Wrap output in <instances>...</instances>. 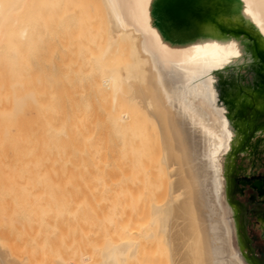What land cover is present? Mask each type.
<instances>
[{
	"label": "bare ground",
	"instance_id": "1",
	"mask_svg": "<svg viewBox=\"0 0 264 264\" xmlns=\"http://www.w3.org/2000/svg\"><path fill=\"white\" fill-rule=\"evenodd\" d=\"M92 2L102 8L104 27L82 25L92 11L83 9ZM51 22L59 26L45 37L41 31L50 32ZM54 53H58L56 67L51 61ZM86 80L91 92L102 101L105 118L101 126L97 122L100 111L96 95L95 101L92 94L85 95L83 89L80 92ZM213 109L219 113V120ZM250 133H264V0H0V228L6 227L0 229V239L11 234L10 249L22 245L23 251L27 244L31 246L15 257L4 246L8 242H3L0 264H72L66 262L68 251L76 250L79 244L71 245V237L68 244L61 232L70 228L75 231L70 224L64 229V218L69 213L77 216L78 207L74 208L75 214L71 210V199L76 196L67 188L68 196L60 191L65 197L59 198L47 182L70 180L76 165L84 169L82 165L93 164L88 167L93 172L98 171L95 166L117 168L108 167L111 171L126 167L135 174L136 167H142L144 173V167L151 163L154 169V162L159 163L161 171L165 166L163 176L168 174L170 178H166V202L157 204L158 200L151 205L153 220L158 224L155 231L142 227L147 224L145 216L149 215L145 212L149 208L142 205L143 212L135 201L145 222L139 215L135 217L136 208L134 212L130 209L131 218L127 217L129 209H120L123 219L126 215L120 227L119 215L115 218L114 214L113 220L109 215L111 222L100 216L118 225L111 227L117 230L112 233L116 238L105 227L113 240L109 237L110 243L104 239L108 245L98 255L101 259L96 256L97 262L90 261L86 252V260L80 263L127 264L138 257L136 264H254L242 250L230 197V160ZM81 169V173L87 170ZM93 172L89 174L95 179L99 174ZM153 172L158 171L150 172L155 176ZM133 174L125 176L131 179ZM112 175L114 178L115 173ZM153 177L154 184L159 183L161 178ZM137 180L141 182L140 177ZM166 180L158 181L163 185ZM129 183L132 192L137 193L136 182ZM112 192V196L120 193ZM129 195L133 202L135 197ZM96 198L98 201L102 194ZM122 198L130 206L129 198L124 200L118 195L119 206L124 205ZM113 200L109 202L112 207ZM126 204L123 209L130 208ZM104 219L99 221L102 228L107 221ZM50 227L62 237L57 234L61 240L52 239V244L56 241L58 246L64 238L67 244L61 246L73 248L56 249L54 243L47 251L35 237L32 244L27 242L32 231L39 234ZM53 227L64 230L57 232ZM49 232H44L45 241L50 239ZM25 235L29 240H24ZM152 238L155 242H150ZM157 238L163 241L164 249L155 246ZM115 239L119 240L112 242ZM103 241L98 243H106ZM147 241L155 248L142 250ZM140 244L144 247L139 250ZM91 247L87 251L92 252ZM53 250H67V254L62 253L67 259L56 257L55 263H49Z\"/></svg>",
	"mask_w": 264,
	"mask_h": 264
},
{
	"label": "rangeland",
	"instance_id": "2",
	"mask_svg": "<svg viewBox=\"0 0 264 264\" xmlns=\"http://www.w3.org/2000/svg\"><path fill=\"white\" fill-rule=\"evenodd\" d=\"M92 8V11H91V13H89V15H86V23L85 24H82L84 27H87V26H101V27H104V25H105V23L103 22V19H104V17H103V13H102V8H100L99 6H98V4L96 3H94V2H92L91 3V6L89 7H85L83 10H90ZM95 11H97L96 13H95ZM62 15V14H61ZM61 15H60V17H61ZM51 19H57V18H51ZM93 24V25H92ZM74 26V25H72V24H69V26ZM58 23H54V22H51L50 23V25H49V29L51 30L50 32H46V31H41V34L43 35V36H45V37H47L48 35H50V34H52V33H54L53 32V30H55L56 29V27L58 28ZM56 31H58V30H56ZM60 33V32H59ZM46 49L48 50V48L46 47ZM57 54V55H56ZM56 59H55V58ZM58 53H54V55H53V58H52V63L53 62H55V60L56 61H58ZM46 61V60H45ZM59 62V61H58ZM54 64V66L56 67L58 64H56V62L55 63H53ZM44 66L46 65V68H49V64L47 63V62H44V64H43ZM48 66V67H47ZM54 66H52V67H54ZM61 72V71H60ZM88 82V80H86V81H83V83H86V85H87V87H86V85L84 84L83 85V87L80 89V92H82L83 90V93L86 95V94H92V96H93V98L95 97V95H96V93H94V92H91V89H90V84H89V82ZM61 83V82H60ZM89 85V86H88ZM83 89V90H82ZM88 90V91H87ZM94 93V94H93ZM76 94V97L77 98H79L80 96H77V92L75 93ZM78 95H79V92H78ZM74 97H75V95H74ZM96 100H95V98H94V100L96 101V102H99V103H97L96 104V107H97V109H98V118H97V122H98V124H99V126H101L102 125V122H103V120H104V111H103V109H102V106H101V100H100V98H99V96L98 95H96ZM68 105V104H67ZM100 105V106H99ZM100 107V108H99ZM213 111H214V113L216 114V117L218 118V120H219V113L216 111V110H214L213 109ZM100 117V118H99ZM101 120V121H100ZM100 122V123H99ZM154 146H157V144H154ZM154 149H156L157 150V147H155ZM251 152V153H250ZM155 163V165L157 166H155V168L153 169V167L154 166H152L151 164H153V163H151V164H149V165H147L146 167H144V169L146 170V169H148L151 173H152V171H158L160 174H161V176L160 175H157V174H159L158 172H157V174L155 173V172H153V174H156L155 176H157V179H158V176L161 178V179H158V180H161V182H162V180L164 179V180H166V178H167V176H168V179L170 180V178H169V175L167 174V176H163V174H165V173H163V171H164V168L166 169V167L164 166H162L163 167V171H161L162 169H160L161 167H160V165H159V163H157V162H154ZM94 166L93 164H89V166ZM81 166V165H80ZM87 166V167H86ZM88 166V164L87 165H82L81 167L82 168H84V169H87V170H85L86 171V173L87 174H89V172H93V171H91V167L90 168H88L89 167ZM107 166V165H106ZM106 166H100L104 171L106 170L107 171V175L109 174L110 175V177H109V175H108V179H110V178H112L113 177V175L112 174H114L115 173V176H114V178H112L114 181L113 182H111L112 181V179H110L111 181L110 182H108L109 180L108 179H106V176L107 175H105V173H106V171H105V173L103 172V170L101 169V168H99V166H95L94 168L96 169V167L98 168V171H94L93 173L95 174V175H98L99 174V176H95L94 174L92 175L93 177L95 176V179L93 178H91V173L89 174L90 176L88 177L85 173H84V176H83V172H85V171H82V173H81V171H79V169H81L79 166H73V168H72V172H73V174H72V176L73 177H71V179L70 180H66L65 178H60V181H55L56 183L57 182H60V183H58V184H56L54 181L53 182H47V184L46 185H48V186H51L52 187V190H53V193L55 192V189L57 190L56 191V193H55V195L57 196V197H59V198H64L65 196H68V194L69 193H67V192H69L68 191V189H70V190H72V192L70 191V193H72L74 196H76L75 197V199H76V203L78 204L77 206H75L76 204H74L73 203V201L75 200V199H71V204H72V207H73V209H72V207H71V210H74V208H80V209H84V210H86L85 212H84V210L82 209V210H80V209H75V210H77L76 212H77V216L76 215H73V213H72V211H71V213H72V215L73 216H75V217H72L71 215H67L65 218H64V221H66V225H64V229H66V228H70V227H75V231H73L72 230V228H70L71 229V231H73L74 232V238H73V236H71V234H73V233H71V231L69 232H66L67 230H70V229H66V230H64V229H62V230H59L58 228H60V227H56V228H54L53 227V230H55V229H57V232H61V231H63V232H61V234H63V235H65V239L67 240V239H70V237H71V239L73 238L74 239V241L73 240H71L70 239V243H71V245H73L74 246V244L76 245V243L75 242H77L79 245H76L77 247H74V248H76V250H74V249H72V250H70V251H68V254H67V250H68V247H69V249H71V248H73V247H71V245L70 246H67V245H62L63 247L65 246V248H66V246H67V250L66 251H60V250H56L57 251V253H55V249L52 251V254H49V257H48V261H49V259H51L50 261H49V263L50 262H54L55 263V261H57V258L60 260V259H64V260H66L67 258H65L64 257V255L65 254H62L63 252H65L66 254H67V257L69 256L70 258H69V260L67 259L66 260V262H72V264H76V263H82L84 260H86V258L88 257L89 259H90V261H95V262H97L96 260H99V259H101V257H99L100 255H101V251L103 250V248L106 246V244H107V242L106 241H109L110 240V238H111V240H113V238H116V235L113 237L112 236V233H114V232H116L117 230L115 229V227H117L118 225H116V224H114V222H112V223H109V221L111 222V219L113 220V218H114V214H115V216L116 215H119V217L121 218V220H120V218H118V216H116L115 218H118L117 219V222L119 221L120 222V224H119V226L118 227H120L121 226V222L122 223H124L125 221H126V215H125V221H124V219H123V217H122V215L120 214V212H121V208H122V211H125V209L127 210V209H129L128 210V215L129 216H127V217H130L131 218V215H132V212H134L135 211V208H136V211L137 212H135L136 213V218H138V215H139V212H138V207L136 206L137 204H138V206H139V204H140V209L143 207V206H145V208L147 207V208H149V211H146L145 213H147L149 216L147 217V216H145L146 217V220H147V218H148V220L145 222L144 221V219H145V217H144V215L142 216L143 217V219H142V217L139 215V217H141L140 219L141 220H143V222H145V223H147V224H142L143 226L142 227H148L151 231H155V226L156 225H158L157 224V222H155L154 220H153V217H152V212H151V210H152V203H157L158 202V200H159V203H157V204H163V203H165L166 202V200L168 199V193H165V195H164V192H168V188L166 187V186H168L169 185V180H166L167 182H165V181H163L164 183H163V185H161L162 183H160V181H158L157 180V182H159V183H157V184H154V182H156V180H155V176L153 177L152 175H150V172H148V170H147V172L149 173V174H147V172L144 170V173H142L143 171H142V167H136V169L134 170V168H133V170L134 171H136L137 170V173H135V174H137L138 176H136L135 174H133L134 172H131V170H130V168L128 169V168H126V167H119L118 168V170H116L115 169V171H111V170H113L114 169V167H113V169L108 165L107 167ZM152 167L151 169L149 168V167ZM77 167H79V168H77ZM108 167H110L111 168V170H107L108 169ZM106 168V169H105ZM109 168V169H110ZM121 168V169H120ZM122 168H125L127 171H125L126 173H124V170L122 169ZM157 168V170H155ZM230 168H231V171H230V178H231V180H230V197H231V201H232V204L234 205V211H235V213H236V216H237V221H238V227H239V236H240V238H241V243H242V250H243V252H244V254H246L247 256H248V259L250 260V261H252L254 264H264V133H261V134H258V135H253V133H250V135H249V137L247 138V141H246V143H244L242 146H240L236 151H235V153H234V155H233V157L231 158V160H230ZM84 169H81V170H84ZM88 169H90V171L88 170ZM99 169H100V171H99ZM131 169H132V167H131ZM97 170V169H96ZM102 170V171H101ZM119 170L121 171V174L122 173H124L125 175H127L128 176V172H131V175H129V176H132V174L134 175V177H130L132 180H134L136 183H135V186L136 187H134L135 189H137L136 190V192L137 193H134V192H132L133 190H131V188H130V186H131V183H129L130 181H132L131 179H128L127 178V176H123V174L121 175L120 174V172H119ZM132 170V171H133ZM123 171V172H122ZM161 171V172H160ZM166 171V170H165ZM96 172H97V174H96ZM99 172V173H98ZM100 172L102 173L103 172V174H101V177H100ZM109 172V173H108ZM114 172V173H113ZM119 172V173H118ZM146 172V173H145ZM80 174V175H79ZM122 176L121 178H120V175ZM130 174V173H129ZM145 174V175H144ZM81 175L83 176V178L81 177ZM103 175H105V176H103ZM152 176L153 178H154V180L155 181H153L152 180V177L150 178V179H148L147 178V176L148 177H150V176ZM128 176V177H129ZM142 176V177H141ZM76 177H78L77 179H76ZM103 177V178H102ZM115 177H117V178H115ZM136 177V178H135ZM138 177H140L141 178V182L140 181H138L137 180V178ZM162 177H163V179H162ZM165 177V178H164ZM75 179V181H73L72 179ZM92 180H95V181H92ZM125 178V179H124ZM102 179V180H101ZM122 179V180H121ZM126 179H127V182H128V184H126L127 182H126ZM61 180H63V181H61ZM100 180V181H99ZM116 180V181H115ZM121 180V182H119ZM148 180V181H147ZM104 182V184H103V182ZM125 181V183L123 184V182ZM138 182H140V184L138 183ZM53 183V184H52ZM101 183V184H100ZM118 183H120V184H118ZM138 183V184H137ZM147 183V184H146ZM167 185H166V184ZM43 184V183H42ZM61 185V187H60V185ZM73 184V185H72ZM103 184V185H102ZM111 184V185H110ZM116 186H115V185ZM130 184V185H129ZM137 184V185H136ZM158 184H160V185H158ZM57 185V186H56ZM92 185V186H91ZM95 185V186H94ZM99 185H100V187H99ZM105 188L104 190L102 189L103 187ZM110 185V186H109ZM120 185H122V187L120 186ZM139 185V187H137ZM143 185V186H142ZM148 188V186H150L151 188L149 189L151 192H152V190L153 191H157V193H153L154 195L152 196V193L151 192H149V190H146L145 188V186ZM68 186V187H67ZM87 186H88V188H87ZM99 188H98V187ZM108 186V187H107ZM113 186V187H112ZM126 186V193L124 192V187ZM128 186V187H127ZM160 186H162V188H159ZM54 187V188H53ZM92 188V190H91V188ZM95 187V188H94ZM117 187H120V188H117ZM167 188V191H166V188ZM68 188V189H67ZM106 188H108V189H106ZM122 188H123V190H122ZM128 188H130V189H128ZM132 188H133V185H132ZM61 189V190H60ZM62 189L64 190V192L62 191ZM78 189V190H77ZM99 189V190H98ZM103 190V192H102V190ZM111 189H114V192L116 191H118V192H120V193H118V194H116V196H117V198H118V195H119V197L120 196H124V200L126 199H128L129 201L128 202H130V203H128L130 206H128L125 202H127V201H123V198H122V200H121V204H124V205H122V207L121 206H119V201H120V198L118 199L119 201H116V199L117 198H115V200H113L114 199V197H116L115 196V194H113V196L111 195ZM120 191H119V190ZM152 189V190H151ZM81 190H82V193H83V195H82V193H81ZM89 190V191H88ZM106 190V191H105ZM128 190V191H127ZM131 190V191H130ZM143 190V191H142ZM145 190L147 191V192H145ZM164 190V191H163ZM62 192L65 196H63L61 193H58V192ZM95 191H96V193H95ZM109 191H111V192H109ZM130 191V192H129ZM135 191V190H134ZM66 192V193H65ZM91 194V195H89V193ZM105 192V193H104ZM107 192H108V194H110L109 196L111 197L112 196V199L107 195ZM114 192H112V193H114ZM122 192H123V195H122ZM129 192V193H128ZM143 192V193H142ZM149 192V193H148ZM75 193V194H74ZM85 193V194H84ZM98 193H101L102 194V198H100L98 201H97V198L95 199V197L96 196H99V197H101V194H98ZM148 194V197L150 198H148L147 197V195L145 196V194ZM151 193V194H150ZM58 194H60L59 196H58ZM71 194V195H72ZM121 194V195H120ZM129 194H131V196H132V198H138V196H139V199H136V200H134V199H132L133 200V202L131 201V197H127V196H130ZM160 195L159 197H158V195ZM70 195V196H71ZM72 195V196H73ZM83 197H82V196ZM87 197H86V196ZM107 197H109L110 199H111V201L113 200L114 202H113V206L114 207H112L111 205H110V203L109 202H111V201H108V200H110V199H105L106 200V202H105V200H102L103 198H105L106 196ZM134 195H136V196H134ZM138 195V196H137ZM150 195V196H149ZM71 196V197H72ZM73 196V197H74ZM95 196V197H94ZM143 196V197H142ZM157 196V197H156ZM72 197V198H73ZM79 197H82V198H79ZM144 197H147L148 198V200H147V198H144ZM153 197V198H152ZM160 197H161V199L162 200H160ZM79 198V199H78ZM85 198V199H84ZM141 198V199H140ZM143 198H144V200H143ZM155 198H157V199H155ZM159 198V199H158ZM46 199V198H45ZM80 199H81V203H80ZM90 199L93 201L92 203H93V206H92V203L90 202ZM78 200V201H77ZM84 200V201H83ZM140 200H141V202H140ZM95 201H97V205H95ZM135 201H137V204H135L134 202ZM138 201H139V203H138ZM162 201V202H161ZM75 202V201H74ZM82 202H83V205H82ZM87 202H89V203H87ZM117 202V203H116ZM143 202V203H142ZM146 204H145V203ZM148 202V203H147ZM101 203V204H100ZM105 203H106V206H105ZM131 203H134V205L133 204H131ZM80 204V205H79ZM98 204H99V206H98ZM107 204H108V206H107ZM118 204V205H117ZM120 204V205H121ZM125 204L128 206V207H130V208H124L123 209V206H125ZM74 205V206H73ZM102 205H104V206H102ZM116 205H117V207L119 206L120 208H116ZM133 205V206H132ZM143 205V206H142ZM91 208H90V207ZM95 206H96V208H95ZM110 206V207H109ZM126 206V207H127ZM99 207L101 208V209H99ZM103 207V208H102ZM90 208V209H89ZM111 208H112V210H111ZM146 208V209H147ZM107 209H109V210H107ZM118 209H119V211H118ZM130 209H132V212H131V210ZM133 209H134V211H133ZM140 209H139V211H140ZM75 210H74V214L76 213L75 212ZM142 211H143V209H141ZM145 210V209H144ZM148 210V209H147ZM87 211H88V213H87ZM97 211V212H96ZM101 211V212H100ZM103 211V212H102ZM115 213H114V212ZM116 211H118L117 212V214H116ZM81 212V213H80ZM82 212H83V214H82ZM109 212V213H108ZM113 212V213H112ZM141 212V211H140ZM144 212V211H143ZM150 214H149V213ZM101 213H102V215H101ZM113 214V215H111V214ZM127 213H125L124 212V214H127ZM134 213V214H135ZM145 213H143V214H145ZM85 214H87V215H85ZM94 214V215H93ZM99 215V217L97 218V216ZM105 214H108V215H105ZM141 214V213H140ZM81 215H83V216H81ZM85 215V216H84ZM91 215H92V217L93 218H89V217H91ZM97 215V216H96ZM103 215L104 216H106V218H108L109 219V215L111 216L110 218L111 219H109V221H108V219H104V218H102L103 217ZM142 215V214H141ZM151 215V216H150ZM242 215V216H241ZM100 216H102V217H100ZM112 216H113V218H112ZM124 216V215H123ZM134 216V215H133ZM71 217V218H70ZM78 217V218H77ZM81 217H83L84 219L86 218V217H88V218H86L85 220L84 219H81ZM135 217L133 218V219H135ZM68 219V220H65V219ZM74 218H76V220L74 219ZM80 218V219H79ZM96 220H95V219ZM100 218H101V220H107V221H104L105 222V224L103 223V226H104V228H102V224H101V222L99 223V221H101L100 220ZM72 219V220H71ZM79 219V220H78ZM91 219V220H90ZM93 219V220H92ZM99 219V220H98ZM123 219V220H122ZM132 219V220H133ZM140 219H139V222H142V221H140ZM75 220V221H74ZM81 220H84V221H81ZM90 220V221H89ZM136 220V219H135ZM68 221L70 222H72V224H74V225H76V226H72V224H71V222L70 223H68ZM74 221V222H73ZM86 221V223L89 225H87L86 223H84ZM89 221V222H88ZM95 222V224H94V222ZM96 221H98V224H96L97 222ZM115 221V220H114ZM138 221V220H137ZM240 221V222H239ZM78 222H79V224H78ZM82 224H81V223ZM94 224V226H95V228L97 229V231L95 232V228H92V227H94V226H92L93 224ZM108 222V223H107ZM117 222H115V223H117ZM118 222V223H119ZM243 222V223H242ZM90 223H91V225H90ZM117 223V224H118ZM132 222H131V220H130V224H131ZM135 223H137V222H135ZM240 223V224H239ZM69 224H70V227H69ZM109 224V225H108ZM114 224V225H113ZM132 224H134V223H132ZM138 224V223H137ZM63 225H61V228H63ZM79 225V226H78ZM96 225H97V227H96ZM108 225V226H107ZM116 225V226H115ZM136 225V224H135ZM113 226H115L114 227V229H112L113 228ZM132 226V225H131ZM134 226V225H133ZM141 226V223H139V227ZM0 227H2V226H0ZM82 229H81V228ZM84 227H85V229H84ZM89 228L88 229V231H87V228ZM105 227H108V229H111V233H110V230L109 231H107V229L105 228ZM110 227V228H109ZM112 227V228H111ZM138 227V226H137ZM241 227H242V229H241ZM3 228H6V227H3ZM3 228H0V229H3ZM46 228V227H45ZM44 227H42V229H45ZM51 228V229H50ZM50 228H47L49 231H51V233L49 232V231H44V230H40L39 231V234L41 233V235H42V237H39V236H41V235H39V234H37V233H35L34 231H32L33 233H31L30 235H32L31 237L30 236H28L29 237V239L31 238V240H32V238L33 237H35V239H36V241L38 240H40L39 242L40 243H38V244H42V243H44L42 246H43V249H45V250H47V251H49V248H53V245H54V243L57 241V242H59L61 239L60 238H62L61 237V234H59V233H56L55 234V232H56V230L55 231H52V227H50ZM91 228V229H90ZM80 229V230H79ZM104 229H106V230H104ZM5 230V229H4ZM94 230V231H93ZM101 230H104V231H106V233L104 232V231H102V233H101ZM116 230V231H115ZM245 230V231H244ZM82 231V232H81ZM84 231H87V232H84ZM92 231V232H91ZM100 231V232H99ZM113 231V232H112ZM243 231V232H242ZM44 232L46 233H50V235H49V237H50V239L48 238V241H45V237H46V240H47V236L44 234ZM120 232V231H119ZM8 234L7 233V231L6 232H4V235L5 236H7L6 234ZM83 233V234H82ZM98 233L100 234H102L103 236H101V234L100 235H98ZM108 233H110V236H112V237H110L109 235H108ZM54 234V235H53ZM57 234L60 236V238H59V236L57 237ZM80 234H82L83 235V237H82V235H80ZM87 234H88V237H86L87 236ZM105 234V235H104ZM118 234V237L121 235L120 233H117ZM36 235H39V236H37L36 237ZM45 235V236H44ZM62 235V236H63ZM70 235V236H69ZM92 235V236H91ZM27 235H25L24 237V240H29V239H26L27 237H26ZM54 236V237H53ZM67 236H69L68 238H66ZM80 236V237H79ZM92 237V238H90V237ZM97 237V238H95V237ZM104 236L107 238H104ZM10 237H12L11 236V234H9V237H7V238H5L4 236H3V238L2 239H0V244H2V245H4L6 242H10V240H12V239H10V240H8ZM44 237V238H43ZM64 237V236H63ZM85 237V238H84ZM110 237V238H109ZM43 238V239H42ZM81 238V239H80ZM98 238H99V240H98ZM109 238V239H108ZM52 239L53 240H56L55 242H53V244H52V242H50V240L52 241ZM64 239V238H63ZM62 239V243L63 244H65L66 242H64L65 241V239L63 240ZM83 239V240H82ZM88 239V240H87ZM95 239H96V241H95ZM100 239H101V241H103L104 239L106 240H104L106 243H104V244H102V243H98V242H101L100 241ZM31 240H29V241H27V242H29V244H32V242H33V240L31 241ZM59 240V241H58ZM81 240V241H80ZM84 240H86V241H84ZM91 240V241H90ZM117 240H119V239H117ZM117 240L115 239L114 241H112V242H117ZM136 240H138L137 238H136ZM154 240V242H155V240H156V238L154 239V238H152L151 240H150V242H152ZM31 241V242H30ZM37 241V242H38ZM68 241V240H67ZM83 241V242H82ZM89 241V242H88ZM93 241V242H92ZM103 241V242H104ZM3 242H5V243H3ZM8 242V243H9ZM11 242H14V240L13 241H11ZM17 242H20V240L19 239H17ZM26 242V243H27ZM74 242V243H73ZM84 242H86L85 244H84ZM90 242H92V243H90ZM95 242V243H94ZM110 243H111V241H109ZM108 242V243H109ZM149 242V243H150ZM157 243L159 242L158 241V238H157V241H156ZM6 243L4 246H6L7 248H9V250H10V252L13 254V255H17V256H15V257H19L26 249H29L30 250V245H26V246H28V247H25L26 249H24L23 251H22V248H20V247H23L22 245L21 246H14V248H15V250L13 251V249L14 248H12V249H10V247L12 246V245H10L11 243ZM48 243V244H47ZM62 243H60V244H58V246H57V243H55V245H54V248H55V246H57L56 247V249H61V248H63L62 246H61V244ZM68 244H69V241L67 242ZM66 243V244H67ZM73 243V244H72ZM80 243H82V244H80ZM90 243V244H89ZM97 243V244H96ZM148 243V241H147V243H144L143 245L145 246H142V248H141V244L139 245L140 247H139V250L140 249H142V250H144L146 247L148 248L149 247V249L148 250H150V249H152V248H155V246H157V247H160L161 249H164L165 247V245H164V243H163V241L159 244H157V245H153L154 243H151V244H149ZM46 244V246H44ZM88 244V245H87ZM91 244H92V247H91ZM149 244V245H148ZM9 247H8V246ZM52 245V246H51ZM90 245V246H89ZM94 245H98L97 247L95 246L94 247ZM102 245H103V247H102ZM108 245V244H107ZM148 245V246H147ZM250 245V246H249ZM30 246V247H29ZM41 246V247H42ZM51 246V247H50ZM82 246V247H81ZM59 247H61V248H59ZM71 247V248H70ZM87 247V248H86ZM92 248L91 250H92V252L91 251H87V249L89 250V248ZM102 247V248H101ZM164 247V248H163ZM19 248V249H18ZM64 248V249H65ZM78 249V250H77ZM95 249H96V251H95ZM18 250V251H17ZM73 250H74V253H73ZM83 250V251H82ZM253 250V251H252ZM16 251V252H15ZM14 252H15V254H14ZM20 252V253H19ZM22 252V253H21ZM54 252V253H53ZM86 252H88V254L86 253ZM18 253V254H17ZM69 253H70V255L72 256H70L69 255ZM80 253V254H79ZM251 253V254H250ZM55 254V255H54ZM58 254V255H57ZM87 256H85V255ZM57 255V256H56ZM94 255V256H93ZM99 255V256H98ZM96 256H98V258H95ZM57 257V258H56ZM86 257V258H85ZM54 258V259H53ZM85 258V259H84ZM255 258V259H254ZM133 259V262L131 261ZM130 261H128V263L127 264H130L129 262H132L133 264H136V262H137V259H138V257L137 258H135L136 260H134V258H132ZM166 262V261H165ZM80 263V264H81ZM165 264H168L167 262L165 263Z\"/></svg>",
	"mask_w": 264,
	"mask_h": 264
},
{
	"label": "snow or ice",
	"instance_id": "3",
	"mask_svg": "<svg viewBox=\"0 0 264 264\" xmlns=\"http://www.w3.org/2000/svg\"><path fill=\"white\" fill-rule=\"evenodd\" d=\"M236 55H238L239 53H235Z\"/></svg>",
	"mask_w": 264,
	"mask_h": 264
}]
</instances>
